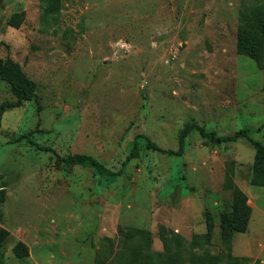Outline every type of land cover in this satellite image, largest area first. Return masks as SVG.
<instances>
[{
  "label": "rangeland",
  "instance_id": "1",
  "mask_svg": "<svg viewBox=\"0 0 264 264\" xmlns=\"http://www.w3.org/2000/svg\"><path fill=\"white\" fill-rule=\"evenodd\" d=\"M129 1L62 0L51 16L38 0H0V57L37 84L40 106L0 120V217L32 254L15 258L9 239L3 264H264V186L251 185L264 158L250 143L192 131L182 156L141 145L126 160L136 135L176 150L190 125L223 137L248 129L264 146V0ZM11 100L0 80V104ZM36 128L31 139L57 157L16 142ZM234 187L252 213L228 252L218 226Z\"/></svg>",
  "mask_w": 264,
  "mask_h": 264
},
{
  "label": "trees",
  "instance_id": "2",
  "mask_svg": "<svg viewBox=\"0 0 264 264\" xmlns=\"http://www.w3.org/2000/svg\"><path fill=\"white\" fill-rule=\"evenodd\" d=\"M38 1L41 3V10L44 15L55 16L59 14L62 6V0H38ZM10 24L12 27H18L19 22L17 21L14 23V21H12L11 19ZM245 42L246 40L241 41L240 47L238 49L239 53L242 55L246 54L244 49L241 47V45L245 44ZM0 80L5 82L6 85H8L11 95L14 97V100L5 101L0 104V120L7 109L21 108L25 102H29V101H34L36 103L37 112L39 113L40 106L38 104V99H37V84L31 79H29L23 72L21 66L15 61H13L10 57H6V58L0 57ZM37 128L31 133H26L18 136L16 138V142H21L25 140L31 147H34L36 150L52 153L57 157L58 155L55 153V151L52 148L42 147L31 139V135H33L36 132H39V129L37 130ZM192 131H197L201 138L209 139L214 144L234 143L239 140H245L253 146L258 156L264 158V146L259 142L254 141L251 138L250 131L248 129H241L236 133H234V135L232 136L223 137L216 135L214 131L208 133L205 132V130L201 127H198L196 125H190L185 127L179 133L176 150L161 149L157 145L149 141V139H147L145 136L136 135L133 138L132 149L128 154L126 160H130L134 152L141 145H143L145 150L147 151L158 152L160 154H165L172 157L182 156L185 150L186 138ZM62 161L76 162L77 164H82L87 162L92 166L102 168V166L95 159L83 155H69L65 159H62ZM262 172L254 170L253 177L251 178L252 186H259V187L264 186V171ZM111 176L113 175L111 174ZM1 184H5V183L2 182ZM4 187L5 185L0 186V204H3L6 200V191L4 190ZM233 189H234L233 195L236 203L233 205L230 212L221 215L220 223L218 226L221 239L226 241L228 240L226 245V249L228 250V252L232 251L231 239L233 234L236 233L241 234L246 231L251 215V209L247 205L246 197L244 196V194L236 187H234ZM203 216L205 221L204 222L205 233L201 235L204 239V243L206 245H210L212 243V235L213 233H215L216 230L214 224L215 223L214 217L211 215L209 211H204ZM8 238H9L8 231L5 230L4 228H0V264L4 263L5 243L8 241ZM12 254L17 259H25L29 257V249L23 242L18 241L12 247ZM218 261H219L218 257L215 256L210 260H207L206 264H217ZM232 263H236V261L233 260Z\"/></svg>",
  "mask_w": 264,
  "mask_h": 264
},
{
  "label": "crops",
  "instance_id": "3",
  "mask_svg": "<svg viewBox=\"0 0 264 264\" xmlns=\"http://www.w3.org/2000/svg\"><path fill=\"white\" fill-rule=\"evenodd\" d=\"M89 1H91V0H89ZM93 1H95V0H93ZM105 3H110V4H112V5H117V4H119V5H122L123 3H129L130 1L129 0H103ZM127 3V4H128ZM164 4V1H160V5H161V7H162V5ZM123 6V5H122ZM4 182V181H3ZM5 183V182H4ZM2 185H5V187H4V190L6 191V200H5V202H7V199H8V195H7V184H0V186H2ZM4 202V203H5ZM3 203V204H4ZM3 204H0V205H3ZM252 213V212H251ZM250 221V220H249ZM249 224V223H248ZM203 226H204V223H203ZM0 228H4L5 230H7L6 228H5V226H4V224H3V219H2V217H0ZM205 228V227H204ZM8 231V230H7ZM205 231V230H204ZM8 233H9V238H8V240L9 239H13L12 240V245H14L16 242H18V241H21V242H23L27 247H28V249H29V257H27V258H25V259H29V260H31L32 259V254H31V250H30V246H29V244H28V242L26 241V237L25 236H22L23 238H21V237H19V236H16V237H14L13 235H12V233L10 232V231H8ZM13 247V246H12ZM231 250H232V248H231ZM25 259H21V260H25Z\"/></svg>",
  "mask_w": 264,
  "mask_h": 264
}]
</instances>
